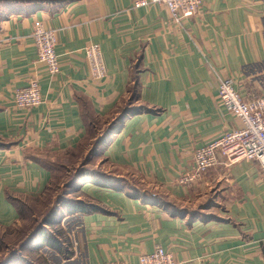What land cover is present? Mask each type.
<instances>
[{
    "label": "crops",
    "instance_id": "0c3cea01",
    "mask_svg": "<svg viewBox=\"0 0 264 264\" xmlns=\"http://www.w3.org/2000/svg\"><path fill=\"white\" fill-rule=\"evenodd\" d=\"M135 1L0 0V229L18 223L14 201L47 192L57 167L71 175L96 158L113 173L84 171L86 209L62 222L71 257L44 248L49 264H139L157 247L181 264H264L257 162L225 167L217 153L201 182L178 184L195 150L239 126L219 78L244 98L264 93V0H202L179 23ZM35 20L55 32L54 76L36 63ZM90 44L102 80L90 77ZM32 76L42 103L18 109L14 92Z\"/></svg>",
    "mask_w": 264,
    "mask_h": 264
},
{
    "label": "built area",
    "instance_id": "2783aa9c",
    "mask_svg": "<svg viewBox=\"0 0 264 264\" xmlns=\"http://www.w3.org/2000/svg\"><path fill=\"white\" fill-rule=\"evenodd\" d=\"M202 0H137L135 7L161 5L169 13L171 21L179 23L198 15ZM31 38L36 49V63L43 71L54 76L59 71L55 53V32L44 23L35 20ZM84 57L90 77L94 80L106 78V69L100 48L90 44L84 49ZM218 98L229 114L237 121L238 128L224 133L206 146L193 152V164L178 179V184L186 188L203 180L205 173L217 165L216 154L220 153L224 166L230 167L242 160L258 163L264 182V93L260 96L244 98L235 88L231 76L219 78ZM13 103L18 109H30L42 103L39 77L29 78L26 87L14 92ZM139 264H181L170 253L157 247L150 254L139 256Z\"/></svg>",
    "mask_w": 264,
    "mask_h": 264
},
{
    "label": "trees",
    "instance_id": "16d2710c",
    "mask_svg": "<svg viewBox=\"0 0 264 264\" xmlns=\"http://www.w3.org/2000/svg\"><path fill=\"white\" fill-rule=\"evenodd\" d=\"M112 128H110L111 131L113 130ZM84 166L86 165L83 164L79 168L74 169V172L71 175H69L68 173L61 174V171L66 172L64 168L58 169L57 167L56 170L53 169L54 174H60V177L67 176L68 181L65 183V188L67 187V190H71L70 194H78L79 190L76 188V184L80 181V178H82L84 171L86 170ZM50 185L51 182L49 184V187L47 188V192L50 190ZM46 193L40 197L26 199V201L24 202L14 201L15 207L19 215V220L17 224H19V221L23 219V212L29 210L28 203L34 205L45 204L46 200L44 198L46 197ZM49 205L50 208L46 211L45 214L41 216L39 220H37V226L26 237V239H24V241L21 243L19 250L23 251L26 247L28 248L30 247V245H33L34 247H36L37 250L44 248L50 249L56 252L63 260H67L71 257L72 254V252L69 250L70 243L66 233H64L63 229L59 228V225L65 217L76 213H82L86 209V206L82 201H78L76 199H68L66 197V194H64V191H62L61 195H58L56 197L55 202L50 201ZM46 228L48 229V231H46ZM12 257H14V255H12ZM11 261L12 258L8 259V261H6L4 264H10ZM25 263L31 264L26 259Z\"/></svg>",
    "mask_w": 264,
    "mask_h": 264
},
{
    "label": "rangeland",
    "instance_id": "374dc122",
    "mask_svg": "<svg viewBox=\"0 0 264 264\" xmlns=\"http://www.w3.org/2000/svg\"><path fill=\"white\" fill-rule=\"evenodd\" d=\"M80 166L81 163L79 165H75L74 167L70 168V172L73 173V169H77ZM86 169H94V171L98 172L113 173V169H111V167L107 166L103 162H98L96 158L92 159ZM67 181V176L60 177V174H54V178L51 181L50 190L46 193V197L44 198L46 200L45 204L34 205L28 203L29 210L23 212V219L19 221V224L9 229L0 230V264H4L10 258H12L10 264H26L25 259L31 264H49V255L51 254L48 250H37L33 245H30V247L28 248L26 247L23 251H20L19 248L24 239H26V237L37 226V220H39L41 216L45 214L46 211L50 208V201L55 202L56 197L58 195H61L62 191H64V194H66V197L68 199L72 200L78 198V194H70L71 190H67V187L65 188V183ZM133 182H136L135 184L140 185L141 188L147 187V184L144 182L136 180ZM63 220L61 221L59 228L64 230L62 226ZM46 231H48L47 228ZM64 233L66 232L64 231ZM12 255H14V257H12Z\"/></svg>",
    "mask_w": 264,
    "mask_h": 264
}]
</instances>
